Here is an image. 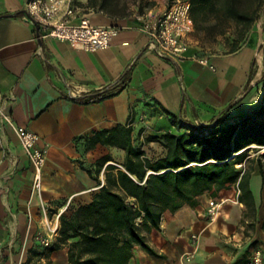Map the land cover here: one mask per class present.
<instances>
[{
  "label": "crops",
  "instance_id": "crops-1",
  "mask_svg": "<svg viewBox=\"0 0 264 264\" xmlns=\"http://www.w3.org/2000/svg\"><path fill=\"white\" fill-rule=\"evenodd\" d=\"M28 1L0 0V264H69L59 235L48 248L39 240L46 235L40 204L50 212L87 204L100 187L97 162L107 157L101 184L107 165L123 163L125 151L98 135L131 127L134 146L159 152L147 136L178 133L181 123L212 129L221 117L227 124L248 117L259 107L250 88L264 68L263 42L254 29L235 51L205 55L192 43L177 61L149 48L136 10L109 16L73 0L91 24L118 30L108 48L84 51L43 38ZM16 127L36 133L46 153L40 194ZM244 172L250 194L240 191L235 202L234 185L216 197L199 195L145 231L153 254L137 247L129 264H245L254 249L264 260V158ZM219 200L210 220L207 210Z\"/></svg>",
  "mask_w": 264,
  "mask_h": 264
},
{
  "label": "trees",
  "instance_id": "trees-1",
  "mask_svg": "<svg viewBox=\"0 0 264 264\" xmlns=\"http://www.w3.org/2000/svg\"><path fill=\"white\" fill-rule=\"evenodd\" d=\"M189 1L196 27L207 11L218 21L230 19L240 26L228 52L246 40L264 7V0ZM130 4L143 13L140 0H87L86 7L109 16H124L131 12ZM253 74L251 69L250 78ZM116 90L97 94L90 101L114 95ZM225 120L219 118L212 129L181 123L178 133L147 136L145 142L157 143L159 152L134 146L131 127L100 133L98 136L106 137L98 141L120 147L125 158L119 166H106L103 184L98 175L107 157L99 160L93 179L100 187L91 201L76 208L70 204L61 215L58 235L67 247L68 263L129 264L137 247L153 254L145 231L158 229L162 218L172 217L183 205H195L199 195L216 197L220 190L236 184L241 192L250 194L247 174L240 176L237 165L247 158L248 146H264V102L234 124Z\"/></svg>",
  "mask_w": 264,
  "mask_h": 264
},
{
  "label": "built area",
  "instance_id": "built-area-1",
  "mask_svg": "<svg viewBox=\"0 0 264 264\" xmlns=\"http://www.w3.org/2000/svg\"><path fill=\"white\" fill-rule=\"evenodd\" d=\"M26 11L35 21L43 38H53L68 42L73 48L84 51L103 50L110 46L113 37L117 35V28L96 26L85 17L79 15L73 0H29ZM142 22L141 29L149 36V48L158 56L173 60L184 59L189 46V38L193 32V21L190 14L189 0H174L170 6L161 12L151 9L137 15ZM206 63L205 60L202 61ZM3 115V114H2ZM3 118L10 123L8 116ZM15 132L20 145L27 155L32 167V189L40 194L42 187V172L46 162V153L37 146L39 136L27 129L16 127ZM264 149V146L252 144L247 148ZM245 171V160L237 165ZM240 195L238 185H235V202ZM225 200H219L207 210L208 217L213 220L218 214L220 206ZM42 216L46 230L45 236H39L41 244L48 248L58 236L60 217L66 208L50 212L41 202ZM141 222V219H137ZM192 237L195 238L193 235ZM245 264H264L261 249H254L250 259Z\"/></svg>",
  "mask_w": 264,
  "mask_h": 264
},
{
  "label": "rangeland",
  "instance_id": "rangeland-1",
  "mask_svg": "<svg viewBox=\"0 0 264 264\" xmlns=\"http://www.w3.org/2000/svg\"><path fill=\"white\" fill-rule=\"evenodd\" d=\"M173 1L174 0H140L143 8L142 12L149 9L155 12L164 11ZM130 5V8L136 10L137 5ZM203 17L198 19L197 27L193 25V32L190 35L189 44L193 43L205 55L221 53L229 50L232 41L238 38L240 26L230 19L226 22L218 21L214 18L213 13L208 11ZM254 29L258 30L261 41L263 42L262 48L264 50V7L251 31ZM263 75L264 68L250 88L257 106H260L264 102ZM256 158H264V149L254 147L249 148L247 151V158L245 159V168H247Z\"/></svg>",
  "mask_w": 264,
  "mask_h": 264
},
{
  "label": "water",
  "instance_id": "water-1",
  "mask_svg": "<svg viewBox=\"0 0 264 264\" xmlns=\"http://www.w3.org/2000/svg\"><path fill=\"white\" fill-rule=\"evenodd\" d=\"M37 26V25H36ZM37 28H38V26H37Z\"/></svg>",
  "mask_w": 264,
  "mask_h": 264
}]
</instances>
